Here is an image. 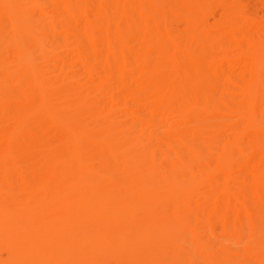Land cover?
<instances>
[{
    "label": "bare ground",
    "instance_id": "obj_1",
    "mask_svg": "<svg viewBox=\"0 0 264 264\" xmlns=\"http://www.w3.org/2000/svg\"><path fill=\"white\" fill-rule=\"evenodd\" d=\"M242 7L0 0V264H264V26Z\"/></svg>",
    "mask_w": 264,
    "mask_h": 264
},
{
    "label": "rangeland",
    "instance_id": "obj_2",
    "mask_svg": "<svg viewBox=\"0 0 264 264\" xmlns=\"http://www.w3.org/2000/svg\"><path fill=\"white\" fill-rule=\"evenodd\" d=\"M243 1V2H242ZM261 1V2H260ZM238 3L240 4V7H242V5H243V7H242V9H244L243 11L246 13L247 12V14L249 15V16H252V18L253 19H256V21L255 22H257V24H258V21H259V24L260 25H262V26H264V0H238ZM241 3H242V5H241ZM260 3V4H259ZM215 6V5H214ZM214 6H213V9H214V11L211 13V15H210V17L211 18H209V20L211 21V20H213L212 18H213V16H217L218 14H219V10H220V8L219 7H215L214 8ZM245 6V7H244ZM246 6H247V8H246ZM219 9V10H218ZM247 10V11H246ZM218 11V12H217ZM249 12V13H248ZM215 13V14H214ZM213 14V15H212ZM258 14V15H257ZM258 17V18H257ZM259 19H261V20H263V22H261V20H259ZM259 25V26H260ZM175 26H178V27H175ZM182 26V27H181ZM261 27V26H260ZM173 28H174V30H175V32H177L178 34H180V35H182V34H184V32H182L185 28L183 27V25H181L180 24V26H179V23H178V25H173ZM182 29V30H181ZM178 30H179V32H178ZM186 30V29H185ZM182 32V33H181ZM236 52H234L233 54L236 56V54H235ZM235 56H234V58H235ZM68 62V61H67ZM236 67H238V65L236 66ZM236 67H235V69H236ZM234 71V70H233ZM116 91V90H115ZM116 92H119L118 90L116 91ZM115 94V93H114ZM118 94V93H117ZM117 116H118V114H117ZM116 117V116H115ZM122 118L119 116V117H117L116 119H114V121H116V123L119 125V122L120 123H122V121L124 120V119H122ZM118 121V122H117ZM125 121V120H124ZM122 124H124V122L122 123ZM254 164V163H253ZM252 167H253V165H252ZM238 172V171H237ZM239 180H237V182H238ZM242 182V181H241ZM240 184V183H239ZM215 232H217V234H219V235H221V233H222V230L220 231V226H219V224L218 223H215ZM221 232V233H220ZM210 236L211 234L209 233H207V236ZM208 236V237H209ZM207 237V238H208ZM211 237V236H210ZM206 238V237H205ZM248 240V239H247ZM245 243H247L246 242V240H245ZM193 259H195V260H192V261H190L188 264H191V263H193V264H202L203 262H204V260H202L203 258H193ZM202 261V262H201ZM166 263H169L168 261L166 262Z\"/></svg>",
    "mask_w": 264,
    "mask_h": 264
}]
</instances>
